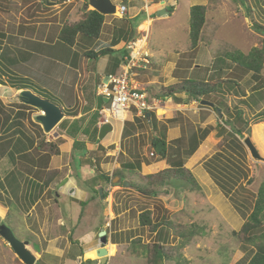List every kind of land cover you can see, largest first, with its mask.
<instances>
[{"label": "rangeland", "instance_id": "rangeland-1", "mask_svg": "<svg viewBox=\"0 0 264 264\" xmlns=\"http://www.w3.org/2000/svg\"><path fill=\"white\" fill-rule=\"evenodd\" d=\"M40 1H43L44 4ZM65 1L68 2L66 5L64 4ZM69 1L71 2V0H0V46L2 48L9 46L12 51L13 49H23L21 53L13 52L12 56H9V58L15 59L13 69L7 68V62L2 59L0 63L5 66L1 67L5 72L10 69L14 74L16 73L14 75L7 71L6 73L10 74L8 76L17 77L19 81L29 86V88L31 84L36 86L34 91L43 99L53 103L61 102L65 106V113L68 111L66 109L68 106H76L78 109L86 107L88 112L95 110L96 113H90L91 124L86 126L87 128L85 127L86 132L95 131L92 142L101 143L99 139L101 128H97L96 124L101 118L99 115L100 110L106 105H104L103 99L97 96L96 89L101 77L112 72L110 69L105 68V61L109 58L115 60L116 57L122 59L124 55L123 49L129 47L131 40L134 38L143 40L144 34L147 39L143 48L151 56L152 64L147 70H135V80H140L145 84L144 89L149 96L150 102L157 99L161 103L159 104V109L153 112L160 120L159 125L154 124L158 128H155L152 132L151 130L154 126L152 122L143 118H141L140 122H136L135 116L137 112L134 108L126 113L127 125L131 123V120L133 121L132 130L140 132L141 140L143 139V132L145 133L144 137L147 139L146 142H150L148 140L149 136L156 132L160 134L161 125L164 126V129L179 126L180 128L172 129L170 133V136L173 137L172 140L179 138L182 135L181 130L183 127L187 126L186 128L188 129L189 126L194 125L189 118L192 113L199 111L202 113L201 120L205 119L203 114H206V112L202 111L203 109L214 112L215 117L219 118L220 121L223 119V122L221 121L219 124L225 125V121L232 116H236L238 111H243L241 115H243L244 119H251L258 114V109L253 104H251L252 107H245L244 99L247 102L255 99L256 104L263 108V73L258 77L260 79L258 80L255 79L254 74L246 76L248 74L243 73L242 69L231 73L232 70L227 66L228 63L231 64L230 53L239 52V55H248L246 52L250 51L251 48L253 49L254 46L256 47L262 39L257 33L258 36H253L252 33L249 34L254 28L251 26L250 19L246 18V10L239 1L174 0L176 5H173L172 0H148L151 14L160 7L170 9V13L165 16L159 17L158 12L152 14L153 23L149 37H147L146 32L142 31L147 26L140 28L139 25L142 22H147L150 16H138L130 26L123 20L128 13L122 15V17L118 13L115 16H106L102 37L99 41H93L81 36L74 48L63 46L71 51L70 53H77L74 59L67 53L63 54L62 49L55 47L54 44L57 41L61 25L65 22L77 21L84 11L82 8L83 4L79 0L72 3H69ZM131 1L132 3H130ZM257 1L249 0L244 2L246 5H252L256 16L260 15V10H254L257 7ZM50 2H53L54 5H49ZM162 2L165 4H161ZM114 4L117 7L124 5L127 9L133 5L132 7L136 9L135 11H129L130 15L144 5L141 0H129L127 3L115 1ZM196 5H208V24L203 29L204 35L201 37L203 42L196 49H191L189 38L190 8ZM89 9L93 10L91 6ZM261 11L264 16V9ZM213 21L217 22L220 29V32L217 31V28L214 29V32L216 30V34H219L214 38L216 41L212 40L214 35L212 34ZM260 22L264 23L263 20H260ZM26 23L28 27H35L38 31L49 30L48 37H51L49 39L42 38L39 33L38 36L33 35V33L29 32V29L27 33L26 30L22 29L26 26ZM57 23L61 25L57 27ZM117 29L119 31L123 30L125 35L128 34V37L125 40H119L117 45L111 46L115 52H111V54L101 57L99 60L84 57V51H101L109 48L110 46L107 43L111 40L110 44H112L114 37L117 39L115 33ZM134 29H137L138 34H135ZM21 31L24 34H21ZM25 34L29 39L21 41L20 36ZM240 37H245V41L240 39ZM175 69L176 74L173 76ZM1 77L0 82L4 80L5 83H11V78H3L2 80ZM186 79L201 82L230 80L237 83L242 82L240 83L242 88L239 89L228 84L224 85L220 95H213L207 100L214 104L213 109L201 105L202 102L192 104V99H189L185 94L179 97L183 99L180 104L175 103L173 99L165 101L155 98L156 93L160 92L162 86H170L177 83L178 80L183 81ZM151 80H158L157 84H149ZM255 89L258 90L254 91ZM245 93H248L247 97L243 98L242 96ZM183 96L187 97V102H185L186 99ZM19 102V94L15 88L1 85L0 103L3 107H7L8 113H13V109L18 108L16 105H19ZM185 108L188 110H184ZM217 109L221 110L223 118L219 115ZM208 114L207 112V116ZM172 119H175L174 123L171 122ZM193 120L196 121V119ZM34 121L39 123L37 120ZM163 123L169 124V127ZM225 126L228 127V125ZM257 127L255 125L245 126V124H241V129L245 131L241 142L243 143L248 137L251 138L260 154L264 157V126ZM120 131L121 124L115 123L114 132L110 133L105 139V141L112 139L116 135L114 138L115 142L112 145H107V149L91 150L89 152L90 159L83 158L81 163H84L85 167H93L95 175L89 177L87 183L99 190V193L104 188L102 192L107 193L106 198L101 195H95V203L89 206L88 203H75L68 196L56 197L55 194H49V198L44 197L42 199V205L38 207L37 211L41 212L42 209L43 212L45 207H49L47 211L50 215L44 216L41 212L40 216L43 222L32 231L29 226L31 222L26 216V210H30V203L24 197H19L16 201L14 200L15 202H11L12 211L8 218L5 219L3 211L0 212V217L4 218L2 223L6 224L19 240L29 242L31 250L41 253L42 258L38 257L40 260H37L36 264H146V254L143 251V245L154 242L157 238L155 237L156 234H151L147 228H141L138 223V215L144 210L154 211V218L157 222L163 223L167 221L182 225L195 224L198 226V235L193 241L189 245L181 247V250L174 256L173 260L163 261L162 264H239L246 260L248 255L242 251L240 241L234 236L235 232L241 230L246 217L237 212L229 198L213 183L203 167L198 166L192 171L197 180L199 179L207 186L206 192L203 193L192 192L187 186H182L177 189L174 188L170 195H161L156 199H149L138 194L132 188L131 183H139L141 185V180L137 177L132 178L130 176L124 181V183H129L130 187H125L124 183L121 186L119 184L121 179L118 177L112 183H106L105 178L102 176L103 173H107L109 177H112L116 168L115 164L126 161L122 155L126 146L125 141L122 143V151L116 156L118 148H120L117 145L122 142ZM212 132L214 130L210 132V135ZM48 135L51 137V133ZM48 135L45 136L48 138ZM170 136L169 139L171 140ZM216 138L215 141L217 143L214 145L215 155L219 150L218 144L222 140L218 137L217 129ZM47 140L56 141L53 138H48ZM130 141L127 140L126 143L130 145ZM31 142L32 138L29 137V146L32 145ZM135 144L137 147L141 146L138 141ZM244 149L247 159L246 162L244 161L246 173L249 179L254 177L252 185L247 186L253 197L258 192L260 184L264 181V162L253 159L245 145ZM139 153L141 157H151L150 147H145L144 149L141 147ZM96 156L97 161L94 162L93 158H96ZM49 157V155H46L45 161ZM76 160L74 168L81 171L80 160L79 158H76ZM58 163L60 164L61 160L55 162L56 166H59ZM101 163L103 164L102 167ZM94 166L97 167L94 168ZM64 169L67 170V168ZM75 169L72 168V172ZM158 170L161 171L160 169ZM151 172L156 173L154 169ZM84 175H87L86 172L82 174V176ZM208 182L212 184L211 187H208ZM62 184L61 182L57 188L58 190L62 188ZM0 194L2 195V191H0ZM252 197L251 200H253ZM85 207L92 208L90 212L93 217H96L95 219L101 215V212L96 214L97 211L103 210L105 216L102 217L107 219V223H102L101 227L94 231V235L91 234V231L96 230L98 226L96 222H99L89 221L90 217L85 216L88 213H83L82 211ZM86 211L89 210L86 209ZM110 211L111 214L109 213ZM248 214L249 212H247ZM44 217L48 219L50 224L43 219ZM51 217L52 219L50 220ZM40 225L42 227L45 226L43 228L44 231H42ZM46 228L48 229L46 230ZM103 231H107V246H109L110 253L109 258L104 260V262L97 257V251L105 246H101V233ZM92 235L94 239H91ZM52 238H59V241L51 245V251L50 248L47 251L50 244L49 240ZM137 238L141 239L139 244L141 246L132 244V239ZM159 241L173 246L179 245L178 238L174 237L172 229L169 230L166 227L162 228ZM111 242L118 245L116 247L114 245L110 246ZM93 248H97L96 252L89 253L88 256L83 255L85 250H93ZM16 259L17 256L14 251L0 236V264H15Z\"/></svg>", "mask_w": 264, "mask_h": 264}, {"label": "trees", "instance_id": "trees-1", "mask_svg": "<svg viewBox=\"0 0 264 264\" xmlns=\"http://www.w3.org/2000/svg\"><path fill=\"white\" fill-rule=\"evenodd\" d=\"M128 1L129 0H122L123 3H127ZM234 1H239L241 6L244 7L246 10V17H248L253 24V30L262 35L263 38L260 40L258 45L254 47L250 53H248V55H239V52L230 53V60L232 63H235L239 69H242L241 71L247 74H254L255 79L260 80L258 77H260L264 70V23L258 21L259 17L255 15L256 12L253 11L252 5H246L244 3L245 1L248 2L249 0ZM85 2L87 4L88 10H84L82 12L80 19L75 22H65L62 25L58 34L59 44L74 48L77 44L78 38L81 36L93 41H99L101 39L106 16L96 10L89 9L90 6L88 1L85 0ZM256 4L257 7L255 6L256 9L254 10L264 9L262 8L264 0H258ZM167 11L170 13V9H167ZM208 11V5H196L190 8L189 38L191 49H196L200 44L202 32L207 21ZM123 20L126 22L127 19L124 18ZM134 32L135 34H138L137 29H134ZM115 33L117 35V39L114 37V40L112 44L109 45V48H105L101 51H85L83 54L84 57L99 60L101 57L109 55L111 52H115L111 46L117 45L119 40L122 41L128 37V34L125 35L123 30L119 31V29H117ZM135 41H137V38L131 40V43ZM14 51L15 49L12 51V48L9 46H5L3 48L0 46V62L1 59L6 61L8 65L7 68L10 67L13 69V66L15 65V59L9 58V56H12ZM16 52L21 53V50L17 49ZM129 53L130 51L128 47H125L123 49L124 55L122 59H120L122 62H124V65L127 63L125 59L129 56ZM150 61L152 64L151 57ZM1 67L5 66L0 63V74L5 73ZM9 78H11V83H5L3 81L0 82V84L5 86L8 85L12 88H15L17 91L30 90L36 87L31 84V87L29 88V86L19 81L17 77L14 78L9 76ZM227 84L239 89L242 88L239 83L230 80L201 82L186 79L183 81L178 80L177 83L170 86H162L160 88V92L158 94L156 93L155 98L165 101L168 99H173L175 103L180 104L183 99L179 98L178 95L185 94L189 99L201 103L203 101H207L213 95H220L222 93L221 90L223 86ZM258 89H255L254 91ZM243 95V97H247V93ZM245 100L246 99L243 100L245 107H252L251 104H253L258 109L259 113L253 116L251 119H244L243 115H241L243 114V111H238L236 116L231 117L230 115L231 118L225 121V125H227L229 122H233L237 128L236 132H233L225 125L218 124L216 127L218 130V137L222 139L218 144L219 150L215 156L204 163V168L213 179L215 184L219 187V189L229 198L237 212L240 215L246 217L245 223L243 224L241 230L239 232H235L234 236L240 241L242 251L247 253L248 257L250 258L247 257L246 260L240 262L239 264H264V181L260 184L258 192L252 197L247 186L252 185L254 177L249 179L246 173V151L244 149V144L241 142V139L244 137L245 133V131L241 129V124H245V126H251L264 123V106L263 108H260V106L256 104L255 99L248 102ZM16 106H18V108L23 107L30 110L35 109L23 103ZM6 108L7 107H3L0 103V119L1 116H8V110H6ZM25 114V112L20 110L17 113L19 116ZM67 114H70V112L67 111ZM28 116H30V114ZM141 118L143 117L135 116L136 122H140ZM143 119L152 122L153 125H158L157 117L153 112H148L146 118ZM14 122L15 124L12 126L17 125L18 121L15 120ZM30 122L32 125L36 126L40 132H43V129L40 125L35 124L32 119ZM171 122L174 123L175 119H172ZM186 127L182 128V135L179 138L173 139L171 141L168 140V128H163V132L160 134H157L156 132L149 139L151 157L148 158V160L142 158L143 160H146L144 162L149 164L151 162L155 163L166 161L169 165V168L155 174L146 171V174L142 175L139 171L142 170L143 161H141L142 159H139V156L137 155L136 158L139 159L137 162L139 167H134L135 164L132 162H125L121 166H117L115 168L112 177H109V175L105 174L102 175L105 178L106 183H112V181L118 177L121 179L119 184L123 186V183L127 178L130 176L132 178L136 176L141 180V185H139V183L134 184L130 182L132 188L144 196L153 198H158L161 195H170L174 188L177 189L182 186H187V188L193 192L202 191L199 181L194 176L192 171L186 167V163L195 154L210 132L216 129L212 126H208L207 128L203 129L199 125L197 127L195 125L191 127L189 126L188 129ZM155 128L158 127L155 126ZM125 132L124 135H127L128 132ZM14 142L15 141L12 138L8 141L3 140V143H0V159L9 149V145L11 146ZM31 144H35L34 139H32ZM62 144L63 141L58 139L56 141H47L46 136L43 133L42 137H40L37 143L36 148L38 152L49 155L50 157H54L61 155ZM74 145L75 149H77L76 147L80 146L81 143L75 142ZM61 177L62 171L59 169L48 171L44 181L45 187H50ZM96 195H100L99 190H96ZM101 195L104 198L107 197L105 193H101ZM251 197L253 200H251ZM0 201L4 202L3 196L1 194ZM247 212H249L248 215ZM139 224L141 228H147L151 234H157V236L160 235V229L164 227L168 228L169 230L172 229L174 237L178 238L179 241V245L177 246L164 244L158 239V241L156 240L154 242L148 243L147 245H143V251L146 254V264H162L163 261L173 260L174 256H176L179 250H181V247L189 245L193 241V239L198 235L199 230L198 226L195 224L182 225L167 221H164L163 223L157 222L154 219V213L152 210H144L139 214ZM140 242V238L132 240L133 245H139ZM15 264L22 263L17 258L15 260Z\"/></svg>", "mask_w": 264, "mask_h": 264}, {"label": "crops", "instance_id": "crops-1", "mask_svg": "<svg viewBox=\"0 0 264 264\" xmlns=\"http://www.w3.org/2000/svg\"><path fill=\"white\" fill-rule=\"evenodd\" d=\"M76 1L77 0H71V2L69 1V3L76 2ZM79 1L83 4V7H82L83 10H86L87 5H86L85 0H79ZM115 1H117V2L119 1L120 3L122 2L121 0H112L113 3H115ZM141 1L143 2L144 5L141 7V9L136 10V12H133L132 15H130L129 11H135L136 8L132 7L133 5L131 6V8L130 7L128 8L129 10L127 12L128 13V15L126 16L127 18L125 17L127 19L126 24L132 25V23L136 20V17H138V16H142V15L150 16V18L148 19L147 22H142L139 25L140 28L143 26H147V28L145 30H142V31L146 32L147 37H149L150 31H151V25L153 23L152 14H155L157 12L162 11L164 9V7H160L154 13L151 14L149 12L150 8H149L148 0H141ZM172 1H173L172 4L174 5L176 2L174 0H172ZM40 2L42 4H44L43 1H40ZM67 3H68L67 1L64 2L65 5ZM130 3H132V1ZM51 4H52V6L54 5L53 2L49 3V5H51ZM262 8H264V4H263ZM175 10H176V8L174 9V12H175ZM245 15H246V12H245ZM257 16L259 17L258 21H260V20L264 21L263 12L261 10H260V15H257ZM246 18L249 19L248 17H246ZM207 21H208V18H207ZM207 21H206L205 27L208 24ZM29 22H31V21H29ZM250 22H251V20H250ZM213 24H214V27H213L212 34H214V35L212 36V40H215L214 39L215 36L219 35V34H216V32L217 31L220 32V29H219V26H218L216 21H213ZM251 24H252V22H251ZM25 25H26V26H24L25 29L24 28H22V29L26 30L27 33H28L27 30L29 29V32L33 33V35L38 36V33H39L42 38L49 39L51 37V36L48 37L49 30L38 31V30H36L35 27H28L27 23ZM60 25H61L60 23H57V27ZM62 25H61V27H62ZM216 28L218 30L217 31L215 30V32H214V29H216ZM59 32H60V29L58 31V34H59ZM203 32H202V35H204ZM22 33L23 32L21 31V34ZM251 33L253 34V36L254 35L258 36L257 34H259L256 31H254L253 29L251 32H249V34H251ZM26 34L20 36L21 41H26L27 39H29V38H27ZM260 36L263 38L262 35H260ZM201 37H203V36H201ZM79 38H78V40H79ZM146 39L147 38L145 37V34H144L143 40H138V41H140L138 43V46H140L139 44H141V46L143 47L144 44L146 43ZM240 39L245 41V37H243V38L240 37ZM56 40L57 41H55V43H54L55 47H60L63 51V54L67 53V55H70L74 59L75 56L77 55V53L76 54L70 53L71 51H69L68 49L63 47V45L59 44L58 38ZM78 40H77V44H78ZM113 40H114V38H113ZM143 41H144V43H142ZM110 42H111V40L107 44L110 45ZM202 42L203 41L201 39L200 43H202ZM16 50L17 49H15L14 53H17ZM20 50H23V49H20ZM251 50H252V48L250 49V51ZM250 51H248L246 53L248 54ZM84 52H83V54H84ZM24 61H26V60H24ZM104 66L106 69H108V70L110 69L112 71L109 74H119L122 72V69L124 67V62H122L117 57L115 60L109 58L108 60L105 61ZM227 66L229 69L232 70L231 73L237 72L238 70H241L237 67V65L235 63H232V61H231V64L228 63ZM175 67H176V65H175ZM7 71H8V73L11 72L14 74L13 71H10V70H7ZM175 71H176V69L173 71L174 72V74H172L173 76H175V74H176ZM6 72L0 74L2 76L1 77L2 80H3V78H9L8 75H10V74H8ZM262 73L264 75V70ZM135 76L133 78V81L139 87H141L142 90L145 91V89H144L145 84L143 82H141L140 80H135ZM246 76H250V74H248ZM10 77H14V76L12 75ZM142 78L145 79L144 77H142ZM243 80H241V81H243ZM157 81L158 80H151V82H149V84H151V85L157 84ZM240 83H242V82H240ZM0 87H1V84H0ZM4 88H6V87H4ZM22 91H25V90H20V91L16 90V92H18L19 95ZM30 91L39 95L38 93H36L34 91L33 88L30 89ZM235 97H237V96H235ZM99 98L103 99L104 105H106L107 100L104 98H101V97H99ZM183 98L186 99L185 102L188 101L187 97L183 96ZM243 98H245V97H243ZM195 102L196 101H194V100L191 101L192 104H194ZM21 103L22 102L20 101L19 104H21ZM54 103L59 105L63 110L65 109V106H63L61 102H54ZM66 109L68 110V112H70V114H67V113L65 114V112H64L65 110L63 111L64 112L63 113L64 119L51 133V137H49V135L46 134L44 132V130H43V132H40L37 129V127L32 125V123L30 122V120L32 119V121L35 124L40 125L39 123H36L34 121V120H37V117L39 115L43 114V112H41L38 109H36V110L31 109L30 110V109H25L23 107L16 108V109H13L14 110L13 113H7L8 116H1V119H0V143H3V140L8 141L9 139H12V138L15 141L11 146L9 145V147H8L9 149L7 150L8 151L7 154L5 153V155L0 159V177H1L0 178V191H2V196H3V200H4V202L0 201V212L3 211V213H4L3 217L5 219L8 218L10 216L11 211H12L11 210V202L14 200L16 201L19 197L20 198L24 197L30 203V205H29L30 210L29 211L26 210V216L29 218V221L31 222V224L29 225L31 231L36 229V227L39 226V224L43 222L42 218L40 216L42 209H41V212L37 211V210H38V207L40 205H42V199L44 197L49 198V194H51V195L55 194L56 197L68 196L71 198V200H74L75 203L76 202L77 203L82 202V204L88 203L89 206H92V204L95 203L94 200H95V195H96L97 189H95L94 186H90L87 183L88 178L91 177L92 175H95V170L93 169V167L92 168L90 166L85 167L84 163L83 164H81V163L83 162L82 161L83 158H85V159L89 158L90 159L89 152L91 150L92 151H98V150H102L101 148L107 149L108 148V147H106L107 145H112L115 142L114 138L116 137V135L113 136L112 139L105 141V139L108 137V135L110 133L114 132V124L115 123L121 124L120 135L122 136V138H121L122 142L119 143V145H117V146L120 147V149L122 151V143H123V141H125L126 146L124 145L125 149H124V152L122 154L126 160L125 162H127V163L132 162L133 164H135L134 167H139V165L137 163L139 161V159L143 158V159L148 160V157H144V156L141 157L140 156L139 149L141 147H143V149L145 147H150L149 142H146L147 139H146V137H144L145 133L142 132L143 139L141 140L140 132L132 130V123H133L132 120H131V123L129 125H127V122H128L127 120L124 123H120V122L113 123L111 125L113 127L112 132H110L104 138V140H100L101 143H96L94 141L92 142L95 131H91L89 133V132H86V129H85V127L89 126L92 122V120L90 119V113H94L95 110L88 112L86 110V107L78 109L76 106L75 107L74 106H68V107H66ZM19 110L25 112L26 114L21 115V116L17 115ZM184 110H188V109L185 108ZM202 111L206 112V114H203V116L205 117L204 120H201L202 113H200L199 111L191 114V117H189V118L191 119L193 124L196 127L199 125L203 129L207 128L208 126H212V127L214 126V128L216 129L217 125L219 123H221L222 119L220 121L219 118L215 117L214 112L209 111L208 109H203ZM154 112H156V111H154ZM207 112L209 113L208 116H207ZM29 114H30V116H28ZM136 117H140V116L137 115V113H136ZM157 119H158L157 121H158V125H159L160 119L158 117H157ZM193 119H196V121H194ZM15 120L18 121L17 125L12 126L13 124H15V122H14ZM163 124H166V123H163ZM166 125L169 127V124H166ZM96 126H97V128H101L100 121L96 124ZM133 126H134V124H133ZM255 126L256 127L257 126L263 127L264 123H261V124L255 125ZM177 127L180 128L179 126H174V127H169L167 129V135H168L169 141H171L173 138L170 136L171 130L175 129ZM154 128H155V126L152 127L151 132L154 131ZM163 128H164V126L161 125L159 133L163 132ZM257 128H259V127H257ZM134 129H135V126H134ZM125 130H126V132H128L127 135H124ZM43 133L45 135H48V138H53L56 140L58 139V140L63 141L62 151H61L60 156L49 157V159L47 161H45L44 158L46 155L37 151V148H36L37 143H38L40 137H42ZM209 135L203 141V143L200 145V147L195 152V154L186 163V167L188 169H190L191 171H193V169H195L198 166L204 168V163L207 162L209 159H211L215 155L214 145L217 143L215 141L217 139L216 138V130H214V132H212L210 136ZM7 136H9V137H7ZM151 136L152 135L149 136L148 140L150 139ZM169 136L171 137V140L169 139ZM29 137L34 139L35 144L29 146L30 145V144H28V138ZM48 138L46 137V139H48ZM127 140H131L130 145H128L126 143ZM135 141L136 142L138 141L141 146L137 147V145L135 144L136 143ZM143 141H144V145H143ZM75 142L81 143V146H78L79 148L76 147L77 149H75V145H74ZM114 151H116V150H114ZM12 154H13V156H11ZM77 154H79V156H77ZM137 155L139 156V159L136 158ZM76 158L77 159L79 158V160H80L79 162H80V168H81L80 170L81 171L74 168V165H76L75 162L77 161ZM96 159H97V156H96V158H93L94 162L97 161ZM143 159L141 160V161H143L142 170L139 171L142 175L146 174V171H148L152 174H155V173L151 172V170H153V169L156 172L158 169L163 171V170L169 168V165L167 164L166 161H160V162H155V163L151 162L148 164V163H145L144 161H146V160H143ZM59 160H61V163L60 164L58 163L59 166H56L55 162L56 161L59 162ZM99 162H100V160H99ZM125 162H123V163L118 162L117 164H115V167H117L119 165L121 166ZM102 165L103 164L101 163V167H102ZM96 167L94 166V168H96ZM64 168H67V170H65ZM72 168L75 169L73 172H72ZM55 169H59L62 171V177L58 181H56V183L52 184L50 187H45L44 181H45L46 173L50 170H55ZM204 170H205V168H204ZM161 171L158 170L156 173L161 172ZM85 172L87 174L86 175L87 179H86L85 175L82 176V174L83 173L85 174ZM206 173H207V171H206ZM103 174L108 175L107 173H103ZM208 176L213 181V179L210 177L209 174H208ZM134 177H136V176H134ZM85 179H86V181H84ZM198 181L202 187V191H200V192H202V193L206 192L207 186L205 184H203L199 179H198ZM61 182L63 183L62 184L63 186L61 185L62 188L60 190H58L57 188L61 184ZM213 183L215 184L214 181H213ZM116 185H118V184H116ZM211 186H212V184L208 182V187H211ZM103 190H104V188H103ZM194 192L198 193V191H194ZM105 194L107 195V193H105ZM138 194H140V193H138ZM140 195H142V194H140ZM142 196H144V195H142ZM145 197H147L149 199H156V198L148 197V196H145ZM48 208L49 207L44 208V210L42 212L44 216L47 214L50 215L49 212L47 211ZM25 209H27V208H25ZM86 209H88L89 211H86ZM91 209L92 208H90V207L89 208L85 207L82 211H83V213H88V215H85V216L88 218L90 217V219H89L90 222L91 221H98L99 222V223L96 222V225H98L96 230L91 231V234L94 235V231H97L99 229V227H101L102 223H107L106 222L107 219H106V217L105 218L102 217V216H105L104 215L105 213L103 210L97 211L96 214L101 212V215L99 218L95 219L96 217L95 216L93 217L92 213L90 212ZM109 213L111 214V211ZM153 213H154V211H153ZM154 217H155V214H154ZM4 218L0 217L1 220H3ZM43 219L49 223V221L46 217H44ZM51 219H52V217L50 218V220ZM60 219H62V218H60ZM62 221H59V222H62ZM138 223H139V215H138ZM44 224H46V223H44ZM40 226H41L42 231H44L43 228L45 226L44 227H42V225H40ZM47 229L48 228H46V230ZM103 232H106V238H107V231H103ZM160 233H162V229H160ZM93 235H92L91 239H94ZM155 237L159 240V235L157 236V234H156ZM56 241L58 242L59 238H52L51 240H49L50 244L48 245L47 251H49V248L51 251V245ZM107 245H108V240H107V244H106V247L108 249L109 246H107ZM111 245H114L116 247L118 244L117 243L113 244L111 242L110 246ZM101 246H103L102 242H101ZM27 248L28 249L30 248L29 245L27 246ZM96 249L97 248H93V250H85V252H83V255L88 256L89 253L92 254V253L96 252L95 251ZM29 250L36 256L37 260H40L42 258L41 253H39L38 251L31 250V248ZM61 256H62V254H61ZM38 257L40 259H38ZM91 261H93V260H91Z\"/></svg>", "mask_w": 264, "mask_h": 264}, {"label": "built area", "instance_id": "built-area-1", "mask_svg": "<svg viewBox=\"0 0 264 264\" xmlns=\"http://www.w3.org/2000/svg\"><path fill=\"white\" fill-rule=\"evenodd\" d=\"M128 9L122 5L117 7V13L122 17ZM135 41L129 44V56L126 57L127 63L124 65L122 72L119 74H108L102 76L97 85V96L107 100L100 112V126L112 125L115 122L124 123L126 113L134 108L137 115L146 118L148 112L157 111L159 100L154 99L152 102L146 91L142 90L134 81V71L137 69L147 70L151 65L150 55L140 48ZM145 47V46H144ZM121 152L118 148L117 155Z\"/></svg>", "mask_w": 264, "mask_h": 264}, {"label": "water", "instance_id": "water-1", "mask_svg": "<svg viewBox=\"0 0 264 264\" xmlns=\"http://www.w3.org/2000/svg\"><path fill=\"white\" fill-rule=\"evenodd\" d=\"M89 6L93 8V10L98 11L99 13L105 15V16H115L117 14V6L112 2V0H88ZM162 4H165L162 2ZM169 12L166 9H163L162 11L158 12V16H165L168 15ZM181 95H178V97H181ZM20 101L28 106H31L35 109L40 110L43 112L42 115H39L37 117V121L42 126L44 132L46 134H50L54 131V129L62 122L64 119V114L62 108L46 99H43L39 95L31 92L30 90L22 91L19 95ZM204 106H208L213 108L214 104L209 101H203L201 103ZM217 112L221 117L223 118V115L221 113V110L217 109ZM228 127L233 132L237 131V128L235 127L233 122H229ZM113 127L111 125H104L100 129L99 139L103 140L110 132H112ZM244 145L250 152V155L253 159L264 162V157L260 154L259 150L253 143L251 138H246L243 141ZM125 187H130L131 185L129 183H124ZM0 236L5 240V242L11 247V249L16 254L17 258L23 263V264H36L37 258L36 256L27 248L29 245V242H23L19 240L13 231L6 225L2 223V220L0 219ZM102 240L101 242L104 247L100 248L97 251V257L100 261L104 262V260L109 258V250L106 247L107 244V238H106V232L101 233Z\"/></svg>", "mask_w": 264, "mask_h": 264}, {"label": "bare ground", "instance_id": "bare-ground-1", "mask_svg": "<svg viewBox=\"0 0 264 264\" xmlns=\"http://www.w3.org/2000/svg\"><path fill=\"white\" fill-rule=\"evenodd\" d=\"M142 43H144V41ZM139 45H140L139 47L142 48L141 44H139Z\"/></svg>", "mask_w": 264, "mask_h": 264}]
</instances>
